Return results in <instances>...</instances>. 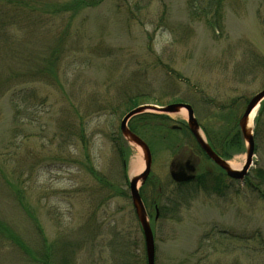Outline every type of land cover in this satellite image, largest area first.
I'll return each instance as SVG.
<instances>
[{
  "label": "rangeland",
  "instance_id": "1",
  "mask_svg": "<svg viewBox=\"0 0 264 264\" xmlns=\"http://www.w3.org/2000/svg\"><path fill=\"white\" fill-rule=\"evenodd\" d=\"M37 1L42 8L66 0ZM222 12L221 33L192 19L190 0H101L74 16L40 13L38 28H32L39 52L52 46L61 55L56 73L20 80L19 120L13 95L0 94V221L20 238L17 244L0 234V264H40L42 241L51 247L70 242L88 224L97 234L99 264H115L116 233L144 248L114 141L125 115L183 99L200 122L201 105L214 100L240 108L241 119L246 101L264 89V0H224ZM16 32L20 40L30 36ZM147 113L170 118L165 127L135 121L153 159L154 184L140 182V190L157 197L161 186L160 202L169 211L161 218L154 210L148 214L155 264H264V199L248 184L260 182L264 137L257 147L255 142L254 164L242 181L198 152L191 135L172 130L188 123L187 111ZM200 134L207 141L202 128ZM124 138L130 181L145 169L144 163L140 172L132 170L145 152ZM247 148L244 140L242 151L228 159L239 167L234 170L245 165ZM187 158L207 188L178 186L172 179L174 160ZM92 167L113 187L99 182ZM121 188L129 197L119 194Z\"/></svg>",
  "mask_w": 264,
  "mask_h": 264
},
{
  "label": "trees",
  "instance_id": "2",
  "mask_svg": "<svg viewBox=\"0 0 264 264\" xmlns=\"http://www.w3.org/2000/svg\"><path fill=\"white\" fill-rule=\"evenodd\" d=\"M31 1L32 0H0V65L2 68V70H0V94L11 93L13 95L11 100L15 108L16 120L20 119L22 115L21 110L23 109L20 104H17L22 93L20 80L26 76L30 77V80H32V78L40 79L49 76V73H56V63L59 61V56L61 55L60 50L52 48V46L48 47L44 50V53L40 54L38 49L39 42L34 38L37 29H32L34 27L38 28V23L41 22L40 13L56 14L57 16L70 14L74 16L82 10L97 6L101 0H66L61 4L52 1V3L44 4L42 8H39L37 0ZM223 1L224 0H209L206 2L204 0H190L192 19L203 22L215 33H221L223 31ZM16 29L23 32L24 36H30L26 38V40H20ZM134 98L136 97H130V101H134ZM176 101L178 103H187L190 100L185 102L183 99H177ZM246 102L248 103L249 100ZM233 106L234 105L229 104L219 105L216 104L214 100L207 101L205 104L201 105L203 116L199 122L200 126L207 136L209 145L225 160L241 152L244 145V139L239 128L241 110L237 108L234 111ZM136 120H141L145 125H156V127H165L170 122V118L167 116L151 113L139 114L129 123L130 129L139 136L140 130L135 124ZM263 137L264 102L255 119L254 138L256 147L257 142ZM115 138L116 140L114 141H117L115 146L122 164L121 171L123 172L122 179L124 180L122 185L124 187L125 184L128 185L129 182L127 168L130 148L127 140L122 136V133H119V136ZM119 141H121V143ZM91 172L105 187L112 186L111 182L93 167L91 168ZM256 172V177L260 182L253 186V182H250L248 179V184L251 189L257 191L264 199V169L259 168ZM205 174H203V176H206ZM205 180V177L202 179V175H200L194 181L176 184L178 186H190L200 185L202 183V186L207 188L208 186H206ZM145 183L154 184L150 177L147 178ZM219 183L220 182H218V186H220ZM160 187L161 186L157 188V191L155 190L157 197L155 194L149 197L145 193V188L143 189V187L140 190L148 214H151L154 210L155 218L157 215L158 218H161V216L164 217L165 213L169 212L166 210L165 204L163 205L160 202V197L164 194L162 188L160 191ZM219 188L217 193H220ZM119 194L129 197L124 188L120 189ZM158 194L160 196H158ZM173 203L177 205V203ZM10 229L11 228L0 221L1 236L5 234L8 237H12V239L19 244L20 238L12 233L13 230L11 229V231ZM118 234L119 233L115 234V238H113V243L111 244L113 246V259H115V264H148L145 240L144 248H141L142 245L140 240H132L130 236L126 238V235L119 236ZM42 237L43 239L45 238L44 236ZM96 237V231L91 224H88L80 229L79 235L70 242L51 247V245H48L47 241L44 240L42 242L45 246L40 249V258L38 261L40 264H99V260H102V255L99 257L97 255L96 243L93 241ZM31 251L32 250L29 252Z\"/></svg>",
  "mask_w": 264,
  "mask_h": 264
},
{
  "label": "water",
  "instance_id": "3",
  "mask_svg": "<svg viewBox=\"0 0 264 264\" xmlns=\"http://www.w3.org/2000/svg\"><path fill=\"white\" fill-rule=\"evenodd\" d=\"M264 102V89L257 93L254 97H252L244 110V113L239 121V128L242 134L243 139L247 142V160L245 165L241 170H234L230 167L229 162L219 156L209 145L204 137L200 134V124L195 116L194 109L190 104L187 103H173L167 106L159 107L154 105H145L137 107L131 110L129 113L125 115L121 122V131L127 139L132 141L134 144L138 145L145 152V169L138 176L132 178L129 181V190L131 195V200L133 202L135 212L139 223L142 228V232L145 240L146 247V255H147V263L155 264V255H156V244L155 237L152 230V227L149 223L148 213L146 211L144 202L142 200L140 194L139 183H144L151 172L152 167V152L148 144L136 133H134L130 127L129 122L132 118L136 117L139 114L145 113L147 111H158L162 113H178L181 109H185L188 114V125L192 134L194 135L197 143L201 147V149L205 152L208 158L211 159L217 166L223 169L228 176L238 180H244L246 175L248 174L250 168L254 164V155H255V138L254 132H249L248 123L250 116L255 113L257 114L258 110L261 108ZM254 115V117H255ZM190 172H195V167H189ZM172 179L177 183H183L192 181L195 179L194 174H187L185 171L180 172H172Z\"/></svg>",
  "mask_w": 264,
  "mask_h": 264
},
{
  "label": "flooded vegetation",
  "instance_id": "4",
  "mask_svg": "<svg viewBox=\"0 0 264 264\" xmlns=\"http://www.w3.org/2000/svg\"><path fill=\"white\" fill-rule=\"evenodd\" d=\"M172 130H174L176 133H180V134H183V136H186V134L188 135H191V137L195 140L196 144L198 145L194 135L192 134L191 130H190V127L188 125V123H185V124H181V125H173L172 127ZM199 147V145H198ZM190 154H194L195 153V150H194V147H190ZM202 155H205L206 154L204 153V151H202V149L199 147V151ZM199 153V154H200ZM195 167V172H190L189 171V167ZM172 170H171V173L174 171V172H180V171H185L187 174H194L196 177L194 180L197 179L198 177V174H197V166H196V163L194 161H192L191 159H180V160H174L173 164H172ZM192 180V181H194ZM190 182V181H188ZM185 183V182H183Z\"/></svg>",
  "mask_w": 264,
  "mask_h": 264
},
{
  "label": "bare ground",
  "instance_id": "5",
  "mask_svg": "<svg viewBox=\"0 0 264 264\" xmlns=\"http://www.w3.org/2000/svg\"><path fill=\"white\" fill-rule=\"evenodd\" d=\"M178 113H182L184 115H186V111L184 109H181ZM254 115L255 113H253L251 116H250V119H249V123H248V130L249 132L252 131V128H253V120H254ZM144 163H145V160H144V156L143 157H138L137 160L133 163L132 165V170L135 171V172H140L143 167H144ZM229 165L232 169H237L239 168L238 166H235L233 163L229 162Z\"/></svg>",
  "mask_w": 264,
  "mask_h": 264
}]
</instances>
